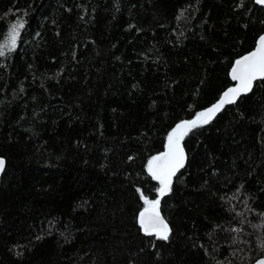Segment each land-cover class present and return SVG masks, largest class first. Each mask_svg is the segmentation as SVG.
<instances>
[{"label": "trees", "instance_id": "trees-1", "mask_svg": "<svg viewBox=\"0 0 264 264\" xmlns=\"http://www.w3.org/2000/svg\"><path fill=\"white\" fill-rule=\"evenodd\" d=\"M0 264H254L264 257V81L185 136L160 212L147 161L235 85L255 0H0Z\"/></svg>", "mask_w": 264, "mask_h": 264}, {"label": "snow or ice", "instance_id": "snow-or-ice-1", "mask_svg": "<svg viewBox=\"0 0 264 264\" xmlns=\"http://www.w3.org/2000/svg\"><path fill=\"white\" fill-rule=\"evenodd\" d=\"M264 5V0H256ZM25 27L22 20L11 24L3 43H0V57L15 50L21 30ZM231 79L235 86L223 92L218 102L197 114L195 119L179 123L168 134L166 151L151 157L147 161V171L151 178L159 184L157 197L150 199L140 189L136 191L143 201V210L139 212V228L145 236H154L158 240L167 241L170 228L160 212L161 198L170 193L173 177L184 166L185 154L182 140L193 129L209 123L226 104L235 103L241 94H247L257 80L264 81V36H260L255 48L250 53L237 59L231 68ZM5 161L0 158V172L4 170ZM264 247V245H262ZM260 264H264L261 261Z\"/></svg>", "mask_w": 264, "mask_h": 264}, {"label": "water", "instance_id": "water-1", "mask_svg": "<svg viewBox=\"0 0 264 264\" xmlns=\"http://www.w3.org/2000/svg\"><path fill=\"white\" fill-rule=\"evenodd\" d=\"M255 2H256V0H255ZM256 4L264 8V5L259 4V3H257V2H256ZM262 36H264V34H263ZM230 73H231V72H230ZM230 77H231V75H230ZM231 80H232V79H231ZM257 81H260V80H257ZM233 82L236 83L235 81H233ZM255 82H256V81H255ZM255 82H254V85H255ZM254 85H253V88L251 89L250 92H248L247 94H241V95L236 99L235 103H232V104H226V105H234V104L238 103V101H239L242 97L250 95V94L252 93L253 89H254ZM234 86H235V85H234ZM194 119H195V118H194ZM188 121H190V120H188ZM184 138H185V137H184ZM183 140H184V139H183ZM183 140H182V142H181V145H182V147H183V149H184V154H185V161H184V166H185L186 161H187V153H186V150H185L184 145H183ZM165 151H166V149H165ZM3 160L5 161V159H3ZM184 166H183V167H184ZM5 167H6V162H5V164H4V170H3L2 172H0V188H1V180H2V176H3V174H4V171H5ZM183 167H182V168H183ZM182 168H181V169H182ZM181 169H179V171H180ZM161 215H162V214H161ZM162 217H163V215H162ZM163 218H164V217H163ZM164 219H165V218H164ZM165 222H166V220H165ZM166 223H167V222H166ZM168 226H169V225H168ZM169 228H170V227H169ZM170 233H171V231H170ZM169 235H170V234H169ZM261 261H264V257L261 258V259H259V260H257L254 264H260Z\"/></svg>", "mask_w": 264, "mask_h": 264}]
</instances>
